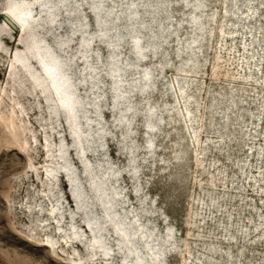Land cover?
<instances>
[{"label": "rangeland", "instance_id": "obj_1", "mask_svg": "<svg viewBox=\"0 0 264 264\" xmlns=\"http://www.w3.org/2000/svg\"><path fill=\"white\" fill-rule=\"evenodd\" d=\"M10 1L0 0V264H155L149 247L160 264H264V0H51L53 23L48 6L24 0L32 33L69 65L84 103L81 148L49 88L15 59L41 80L30 37L5 20ZM84 162L131 243L105 217ZM88 219L108 256L92 247Z\"/></svg>", "mask_w": 264, "mask_h": 264}, {"label": "bare ground", "instance_id": "obj_2", "mask_svg": "<svg viewBox=\"0 0 264 264\" xmlns=\"http://www.w3.org/2000/svg\"><path fill=\"white\" fill-rule=\"evenodd\" d=\"M33 1L38 2L41 5L48 6L47 8H49L50 20L52 21V23L53 21L56 20L55 15L53 13L54 7L51 5L52 4L51 0H45V1L43 0L44 2H42L41 0H33ZM101 5H96L94 8V12L96 14L99 24L103 23V20L100 18V14H99L101 11ZM32 12L33 10L31 8L30 3L24 0L23 1L11 0L9 2V6L6 9L5 15L13 23L19 25L17 27L23 33V35L27 34L30 37V42L27 44L26 47L29 51L34 52L35 57H37V61L41 65V69L43 72L41 80L38 77H35L34 73L32 72V67H31L32 65H30L29 63L30 61L28 62L26 56H24L22 53L17 52L15 59L20 62L24 60L26 61V64L23 65L24 68L27 69L26 71L29 72L31 78L32 77L34 78V80L31 79L32 83L37 87H39L44 95H45V91L43 89V86L49 88L50 93L53 95V99L57 102L59 108H61L66 113L70 126L73 130L76 144H78L81 148L82 140H83L82 138H84V133L81 131V127H80L81 126L80 124H82L80 123V119H81L80 112H82V107L84 103H82V100L76 94L75 84L73 83L70 75L67 72L68 64L66 63V61L62 60L59 56H57L51 47L42 45V40L37 39L35 34L32 33V26L29 25V20L33 19ZM107 32H108L107 29H103L102 35L106 36ZM90 43H91V39L86 36H84L81 40V46L83 47L84 55L86 57H87V53H89L90 51ZM133 47L135 49L136 54L140 58H143L144 49L140 43L139 36L134 37ZM112 65H113L112 72H116V73L120 72L121 68L118 63L115 62L112 63ZM143 79L145 80L144 82L145 86L149 85V83L151 82L150 69L144 71ZM113 89L116 92L115 98L121 99L122 94L121 92H119L120 85L118 81L114 82ZM143 90H145V88ZM44 98L49 104L53 100L51 96L49 97L44 96ZM49 109L52 115L55 116L57 115V110L54 107V105L50 104ZM66 153H67L66 146L64 145L63 142H61L59 144L58 156L62 160V167L66 169V173H67L66 175L71 184V196L78 207L85 208L86 204H85L83 189L81 185H79L78 183L73 184V182H75L73 178L76 177L74 173H70V171L73 172L72 171L73 168L70 166V163L67 160ZM53 170L54 169L50 170V168L46 169L47 175L48 176L53 175L52 174ZM84 171L91 178L90 184L92 186V189L100 196L101 200L104 201V203L106 204L104 206L105 217L109 218V221L113 223L115 231L121 237V242L123 241V242L131 243L130 236L132 233L130 232L129 229L131 226L130 227L127 226V224H125L123 220H121L118 217V214L113 211L114 208L113 203L107 200L105 180L102 177L98 176V174L94 172V170L87 162H84ZM86 224H87L86 226L87 230L89 229L92 233V239H91L92 247L99 249L105 256H108L110 253H109V248L107 247V244L104 241L105 238L103 239L101 236L98 235V233L102 230V227H99L98 221L88 219L86 221ZM126 247L128 253H132V255L133 253H136L135 249H133L131 246L126 245ZM149 251L151 252L150 255H154V257L152 256V260L155 262V264H160V262L157 260V255L159 254V252L154 251L152 247L151 248L149 247ZM134 262L136 264H144L143 259L140 256H134Z\"/></svg>", "mask_w": 264, "mask_h": 264}, {"label": "water", "instance_id": "obj_3", "mask_svg": "<svg viewBox=\"0 0 264 264\" xmlns=\"http://www.w3.org/2000/svg\"><path fill=\"white\" fill-rule=\"evenodd\" d=\"M7 23L14 24L10 19L6 18L5 19Z\"/></svg>", "mask_w": 264, "mask_h": 264}]
</instances>
